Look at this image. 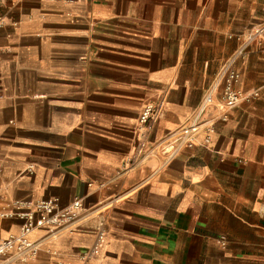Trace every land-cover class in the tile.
I'll list each match as a JSON object with an SVG mask.
<instances>
[{
    "label": "crops",
    "instance_id": "obj_1",
    "mask_svg": "<svg viewBox=\"0 0 264 264\" xmlns=\"http://www.w3.org/2000/svg\"><path fill=\"white\" fill-rule=\"evenodd\" d=\"M1 1L0 211L78 197L86 214L13 264H264V40L234 65L259 96L210 108L168 164L136 159L145 105L164 106L152 140L182 127L264 0Z\"/></svg>",
    "mask_w": 264,
    "mask_h": 264
},
{
    "label": "built area",
    "instance_id": "obj_2",
    "mask_svg": "<svg viewBox=\"0 0 264 264\" xmlns=\"http://www.w3.org/2000/svg\"><path fill=\"white\" fill-rule=\"evenodd\" d=\"M1 6L2 1L0 0V27L4 23ZM258 39L264 40V23L255 26L248 33L241 47L226 60L218 78L207 88L199 105L182 127L168 132L159 139L152 140L151 128L163 117L164 106L163 102L145 105L138 118L137 162L148 158H160L163 166L168 164L185 147L194 145L196 136L205 124L204 116L210 108H217L222 112V118L225 119L228 112L243 101L259 96L258 91L248 94L236 87L240 81V73L234 68L237 59L248 45ZM205 142H209L208 137ZM24 205L28 210L23 213L0 211V218L17 217L24 220L18 234L8 237L0 236V264L24 263L35 259L44 239L56 238L62 233L76 230L79 221L86 215L83 201L78 197L65 207L60 205L57 198L42 199L34 203L27 202ZM38 230H43L45 234L40 239H34L32 235ZM99 230V234L104 236L101 227ZM219 241L225 246L227 239L221 236Z\"/></svg>",
    "mask_w": 264,
    "mask_h": 264
}]
</instances>
